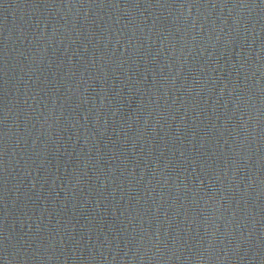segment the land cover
Instances as JSON below:
<instances>
[{
	"label": "water",
	"instance_id": "water-1",
	"mask_svg": "<svg viewBox=\"0 0 264 264\" xmlns=\"http://www.w3.org/2000/svg\"><path fill=\"white\" fill-rule=\"evenodd\" d=\"M0 264H264V0H0Z\"/></svg>",
	"mask_w": 264,
	"mask_h": 264
}]
</instances>
